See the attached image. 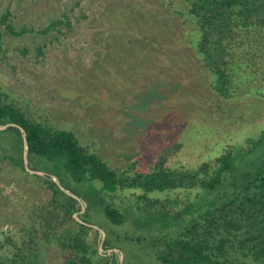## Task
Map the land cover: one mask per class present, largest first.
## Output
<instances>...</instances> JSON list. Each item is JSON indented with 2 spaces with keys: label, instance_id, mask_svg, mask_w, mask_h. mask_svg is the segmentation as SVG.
I'll use <instances>...</instances> for the list:
<instances>
[{
  "label": "trees",
  "instance_id": "trees-1",
  "mask_svg": "<svg viewBox=\"0 0 264 264\" xmlns=\"http://www.w3.org/2000/svg\"><path fill=\"white\" fill-rule=\"evenodd\" d=\"M157 1L178 19L179 43L198 59L214 111L237 113L235 103L264 101V0ZM8 15L0 18L8 36L62 33V20L35 32L25 26L15 30ZM2 34L0 28V39ZM37 52L42 54L41 47ZM212 123L209 118L171 133L174 142L190 133L186 155L180 141L175 145L174 154L185 158L178 166L165 163L161 148L117 169L74 132L32 118L0 87V127L7 125L0 129V162L50 192L47 206L20 223L19 235L0 240V264H45L48 247L60 264H112L88 242L90 224L104 229L102 248L120 249L126 264L125 249L105 230L107 222L126 221L140 233L123 241L144 247L146 264H264V127L210 131ZM158 139L163 136L153 139L159 146ZM25 143L32 174L24 162ZM114 196L132 197L134 210L117 206Z\"/></svg>",
  "mask_w": 264,
  "mask_h": 264
},
{
  "label": "rangeland",
  "instance_id": "rangeland-1",
  "mask_svg": "<svg viewBox=\"0 0 264 264\" xmlns=\"http://www.w3.org/2000/svg\"><path fill=\"white\" fill-rule=\"evenodd\" d=\"M6 13L15 30L25 26L36 32L53 19L63 24L62 33L12 37L0 24V87L32 118L74 132L83 146L113 168L136 156L144 160L161 148L167 165H180L185 158L174 154L175 145L180 141L186 155L190 133L175 142L171 133L203 125L209 118L210 131L215 126L264 127L261 100L235 103L241 108L237 113L214 111V95L203 84L198 59L179 43L178 19L157 0H0V18ZM138 50L143 54L135 55ZM148 52L153 58L146 57ZM157 136H163L159 146L153 140ZM49 196V191L39 189L36 178L22 179L11 165L0 162V240L5 234L19 235L20 223L42 211ZM110 198L117 206L134 210L132 197ZM80 203L82 212L85 204ZM75 218L80 221L76 214ZM107 224L109 239L111 234L125 249V262L146 264L140 251L144 247L136 249L123 241L140 231L130 221ZM90 225L88 242L112 264H122L120 249L102 248L104 229ZM45 264H60L49 247Z\"/></svg>",
  "mask_w": 264,
  "mask_h": 264
},
{
  "label": "water",
  "instance_id": "water-1",
  "mask_svg": "<svg viewBox=\"0 0 264 264\" xmlns=\"http://www.w3.org/2000/svg\"><path fill=\"white\" fill-rule=\"evenodd\" d=\"M5 126H7V125H5ZM5 126H1L0 129L4 128ZM24 147H25V150H24V162H25V165H26V169L33 173L35 171L29 169V167L27 166L28 160H27V145H26V143H25ZM37 173H39V172H37Z\"/></svg>",
  "mask_w": 264,
  "mask_h": 264
}]
</instances>
